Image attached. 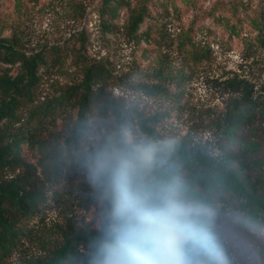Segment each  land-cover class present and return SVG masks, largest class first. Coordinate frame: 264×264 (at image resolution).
Here are the masks:
<instances>
[{"label": "rangeland", "instance_id": "rangeland-1", "mask_svg": "<svg viewBox=\"0 0 264 264\" xmlns=\"http://www.w3.org/2000/svg\"><path fill=\"white\" fill-rule=\"evenodd\" d=\"M102 2L3 0L0 37L13 38L28 53L55 45L67 50L70 56L61 69L51 68L44 74L50 93L52 84L81 80L82 68L75 66L72 55L85 40L82 53L107 64L108 91L134 122L124 132L129 142L140 144L147 138L136 125L139 115L156 118L149 123L162 137H187L239 174H258L263 190L264 110L257 109L248 125L257 131L254 138L259 147L245 156L225 159L214 124L245 100L264 107V0H124L127 5L119 8L115 18L105 16L112 32L101 24ZM142 3L148 14L138 30L139 40L130 37L124 25L130 9ZM62 116L51 129L71 126L77 112ZM90 121L96 127L99 116ZM99 141L92 137V143ZM29 157L36 162L35 156ZM252 160H262V167ZM92 164L81 178L93 190L97 186L91 178ZM75 184L68 181L58 187L63 201L51 202L44 222L37 217L30 224L54 229L69 216V222L99 229L105 212L102 199L90 207L83 205L76 198ZM231 202L224 198L210 206L195 203L199 217H205L213 246L210 254L218 264H264V209L251 214ZM17 262L15 255L11 263Z\"/></svg>", "mask_w": 264, "mask_h": 264}, {"label": "trees", "instance_id": "trees-1", "mask_svg": "<svg viewBox=\"0 0 264 264\" xmlns=\"http://www.w3.org/2000/svg\"><path fill=\"white\" fill-rule=\"evenodd\" d=\"M126 5L124 0H103L100 16L106 31L114 29L105 16L115 18L119 8ZM130 11L124 28L130 37L140 40L138 30L148 14L146 4ZM2 25L0 22V29ZM84 42L77 51L72 50L75 66L82 68L81 80L52 84L50 93L44 74L51 68L61 69L70 56L67 50L55 45L28 53L13 38L0 37V66L7 65L0 69V264H12L15 255L17 264H90L95 242L105 227L108 204L103 191L97 184L92 190L81 177L98 151L135 144L124 135L134 122L108 91L111 71L107 64L91 61L84 55ZM257 109L263 111L264 107L245 100L215 122L220 131L218 145L225 159L252 154L258 149V140L254 138L257 131L248 127ZM74 110L77 118L71 126L60 131L51 129L58 118ZM95 114L100 119L96 127L90 121ZM149 120L156 118L139 115L136 120L147 135L140 145L157 149L145 177L149 185L157 189L175 185L190 202L199 205L210 206L218 199L229 198L232 204L251 214L264 209V188L260 187L258 174H239L216 161L205 148L193 145L187 137L164 138ZM93 136L100 139L97 144L92 143ZM29 156H35L36 162ZM252 162L262 167V160ZM135 164V160L129 159L128 166ZM68 181L77 182L73 188L83 205L90 207L102 199L105 212L101 227L76 225L69 222V216L54 229L30 224L37 217L44 222L51 202L63 201L58 187ZM200 219L204 223L205 217ZM205 258L210 264H218L211 254Z\"/></svg>", "mask_w": 264, "mask_h": 264}, {"label": "clouds", "instance_id": "clouds-1", "mask_svg": "<svg viewBox=\"0 0 264 264\" xmlns=\"http://www.w3.org/2000/svg\"><path fill=\"white\" fill-rule=\"evenodd\" d=\"M156 151L132 144L95 153L91 178L108 212L90 264H210L212 241L195 203L175 185L157 189L145 179Z\"/></svg>", "mask_w": 264, "mask_h": 264}]
</instances>
